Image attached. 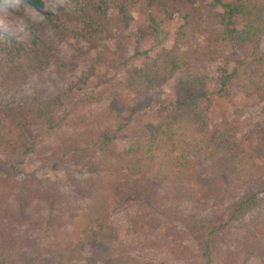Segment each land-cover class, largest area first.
Segmentation results:
<instances>
[{
	"label": "trees",
	"instance_id": "1",
	"mask_svg": "<svg viewBox=\"0 0 264 264\" xmlns=\"http://www.w3.org/2000/svg\"><path fill=\"white\" fill-rule=\"evenodd\" d=\"M16 1L43 21H30L21 39L0 32L7 95L52 65L60 78L72 70L44 39L47 26L62 41L111 39L110 10L126 29L142 0H63L56 13L43 0ZM143 1L182 24L171 48L141 68L125 67L120 87L86 97L85 112H66L62 94L0 108V264H264V220L233 226L264 203V125L240 136L238 110L229 121L211 118L217 99L264 100V53L256 48L264 0ZM196 36L202 45L192 42ZM163 89L174 99L156 105ZM68 119L78 127L74 135L64 133ZM70 153L96 175L84 197L19 176L32 154L37 167L48 168ZM4 166L17 171L4 173ZM227 201L228 222L196 217Z\"/></svg>",
	"mask_w": 264,
	"mask_h": 264
},
{
	"label": "rangeland",
	"instance_id": "2",
	"mask_svg": "<svg viewBox=\"0 0 264 264\" xmlns=\"http://www.w3.org/2000/svg\"><path fill=\"white\" fill-rule=\"evenodd\" d=\"M195 1L197 5H210L213 2L212 0ZM43 2L48 13H56L64 3L63 0H43ZM217 11L222 12L223 10L218 7ZM131 14L134 22L131 27L125 29L122 27L116 11L110 10V17L113 21L112 32L114 33V37L111 39L97 35L91 41H85L80 37L72 38L69 42L62 41L54 30L47 26L43 34L44 39L55 47V54L59 61L66 66H72V70L60 78L57 67L52 65L41 76L31 75L11 95L5 94L0 89V108L25 97L47 99L62 94L66 112H85L82 102H85L86 97L120 87L125 67L141 68L150 63L162 49L171 48L174 44L175 33L182 24L178 18L167 20L160 7L149 8L147 2L143 0L132 9ZM30 21L38 24L43 21V16L20 1L11 0L8 6L0 4L1 33L21 39L26 35ZM155 23L160 29L157 32L154 30ZM235 24L240 28L238 18L235 19ZM160 34L162 35L159 36ZM192 42L202 45L203 40L196 36ZM256 48L260 53H264V39L256 44ZM104 53L107 56L103 60V64H99L98 56ZM3 59L4 54L0 52V61ZM211 73L215 77L213 70ZM215 88L213 86V89ZM173 99L170 91L163 89L156 100V105L170 102ZM236 110L240 114L242 125L240 136L250 134L264 125V100L256 97L246 99L243 96H238L233 103L225 99H217L211 111L212 122L229 121L233 118ZM65 127V134L74 135L77 133L78 127L73 120L68 119ZM35 132H37L36 129L33 130V133ZM38 158V155L35 154L26 157L24 163L18 168L19 176L21 178L35 176L42 181L51 182L58 192L70 195V198L75 195L84 197L86 183L96 177V175L86 172L85 167L77 162L73 153L48 168L37 167L34 161ZM3 168L4 173L17 171L7 166ZM240 196L241 194H237L236 198ZM231 203V201H227L218 207L203 209L196 213V217L198 219H214L219 224L226 223L229 220L227 208ZM260 219L264 220V203L255 210L245 213L241 219L233 223V226L248 224ZM118 221L125 229L131 226L123 218H118ZM75 264H85V262L81 261Z\"/></svg>",
	"mask_w": 264,
	"mask_h": 264
}]
</instances>
